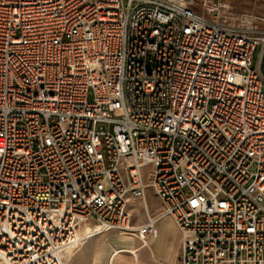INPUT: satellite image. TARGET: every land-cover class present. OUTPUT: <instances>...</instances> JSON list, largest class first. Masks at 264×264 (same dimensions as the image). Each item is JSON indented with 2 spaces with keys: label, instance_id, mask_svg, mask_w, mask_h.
Returning a JSON list of instances; mask_svg holds the SVG:
<instances>
[{
  "label": "built area",
  "instance_id": "2783aa9c",
  "mask_svg": "<svg viewBox=\"0 0 264 264\" xmlns=\"http://www.w3.org/2000/svg\"><path fill=\"white\" fill-rule=\"evenodd\" d=\"M233 14L0 0V264H66L85 225L147 244L164 218L178 264H264V18ZM148 188L161 212L133 228Z\"/></svg>",
  "mask_w": 264,
  "mask_h": 264
},
{
  "label": "crops",
  "instance_id": "0c3cea01",
  "mask_svg": "<svg viewBox=\"0 0 264 264\" xmlns=\"http://www.w3.org/2000/svg\"><path fill=\"white\" fill-rule=\"evenodd\" d=\"M254 65L257 69L261 68L259 61L257 63L254 61ZM154 196L156 195L154 194L152 199L155 207L156 198ZM159 204L161 205L160 201ZM139 206L143 207L142 219L136 217V210ZM145 208L151 216L159 215L162 209L157 205L151 210L147 196L145 204L139 199H132L128 210L133 218L131 221L133 228L145 224L147 220ZM161 222H167L171 227V235L168 237L160 235L158 231ZM91 229H89V234H91ZM156 229L157 237L150 239L148 244H143L138 238L131 235L112 232L95 235L87 239L72 255L70 248H67L68 250L64 254L66 264H178L181 252V234L174 222L170 218L161 219L157 223ZM96 231L104 232L102 227Z\"/></svg>",
  "mask_w": 264,
  "mask_h": 264
},
{
  "label": "rangeland",
  "instance_id": "374dc122",
  "mask_svg": "<svg viewBox=\"0 0 264 264\" xmlns=\"http://www.w3.org/2000/svg\"><path fill=\"white\" fill-rule=\"evenodd\" d=\"M229 1L231 2L233 13H234L233 15L235 17L252 15V16L264 18V0H229ZM261 30L264 31V24L262 25ZM258 61L260 62V66H261V68H258V69L264 75V43L257 49L255 62L257 63ZM150 170H151L150 168H147L145 170V172H146L145 177H146L147 183H148V174L150 173ZM153 195L154 194L152 192V189L148 188L147 197H148V201H149L151 210H153L157 205L159 206V208H161V205L159 204V200L156 196H154L156 198L155 199L156 205L154 207V203H153V199H152ZM157 209H158V207H157ZM136 217L138 219H142L143 207H141V206L138 207V209L136 210ZM87 226H89L90 228L93 227L95 230L101 228V226H98V225L97 226L87 225ZM81 228H83V227H81ZM158 231L160 232V235H164L167 237L169 235H171V227L167 224V222H161V224L158 226ZM77 237L79 238L78 232H77ZM71 255H72V253H71Z\"/></svg>",
  "mask_w": 264,
  "mask_h": 264
},
{
  "label": "bare ground",
  "instance_id": "6f19581e",
  "mask_svg": "<svg viewBox=\"0 0 264 264\" xmlns=\"http://www.w3.org/2000/svg\"><path fill=\"white\" fill-rule=\"evenodd\" d=\"M92 228V229H91ZM89 227V226H87V225H85V226H83V228H81L79 231H78V234H79V238L81 237V236H89V233H90V230L89 229H91V232L92 231H95V235H100V234H102L103 233V231L101 232H97L93 227ZM94 235V236H95ZM147 244H148V242H147ZM63 257L65 258V256H64V254H63Z\"/></svg>",
  "mask_w": 264,
  "mask_h": 264
}]
</instances>
